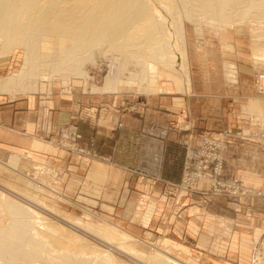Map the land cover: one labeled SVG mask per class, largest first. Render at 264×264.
I'll return each instance as SVG.
<instances>
[{
  "label": "rangeland",
  "instance_id": "1",
  "mask_svg": "<svg viewBox=\"0 0 264 264\" xmlns=\"http://www.w3.org/2000/svg\"><path fill=\"white\" fill-rule=\"evenodd\" d=\"M149 1L151 4H148ZM175 1L146 0L155 15L159 14L161 18L166 19L164 31L168 40L173 41L172 47L176 45V41L181 39L180 41L184 45L183 48L185 47L184 64H182L183 60L180 59L179 63L176 61L171 66V62H173L172 56H169L171 49L169 51L167 48L169 53L166 52L165 61H169L170 66L163 61H159V57H153L156 69L152 73L149 71L140 72L139 65L143 64L141 60H149L150 55H144L140 60L136 57L132 60H125L120 56L121 52L117 51L120 54L118 55L115 50L107 51L109 49L105 46L104 53L101 56L98 54V50H94L97 54L94 52L93 64L91 61H86L83 74L63 76L58 73L51 74L49 70H44L45 68L41 67L38 70L39 75L36 77V89L33 91L17 92L15 90L13 97H9V93H0V101L34 94H42L45 98H50L58 93L63 97H61L62 106L67 105L69 102L78 106L76 108L77 114H75L77 119L73 121V127L76 126L77 129L75 133L71 128L67 133V138L59 140L51 137L33 136L32 141L38 138L48 143L49 155L42 156L28 153L29 146L23 148L22 151L15 150L12 146L11 148L0 146V196H2L0 205L2 198H9L23 208L32 210L33 213L31 214L38 216L39 222L48 223L57 233V236L53 234L50 236L58 238L59 242L53 239L50 241L51 243H48L49 246L47 245V249L50 248L47 252L48 257H52L48 260H53L48 262L46 259L45 262H37V264L47 262V264L50 262L51 264H61L59 263V254L69 250L73 252L85 251L86 253L81 258L86 261L89 259V263L93 258L97 259L99 257L100 259L97 260H104L105 262L111 259L110 264H155L157 258H162L164 254H167L182 264H264V233L259 230L256 236L254 235L251 239V242L247 243V251L246 249L240 251L235 248L234 240L228 241V232H224L228 227L227 225L221 226L224 229L223 232L221 231L222 235L219 236V232L216 233L215 229H211L208 221L186 225L183 222L185 220L179 217L176 220L177 222L173 224V228H175L173 232L172 229L169 230V224L167 223L174 202L181 195L191 198V201L193 198L203 199L201 201L205 200L206 203L203 204L208 212L232 218L241 224L250 226L257 219L264 218V208H261L264 205V192L248 184L243 176L244 179L241 177L227 179L224 171L227 154H229L228 150L232 145L238 144L240 149V144L244 142H257L259 144L263 140L261 137L264 138V110L261 111L259 107L262 106L264 109V101L261 98H250L247 103L242 104V111L248 112L249 116L247 122L241 126L231 127L232 129L218 127L217 129L200 132L199 142L185 146L182 158L180 159L179 154V158L174 160L175 164L170 166L173 176L164 182V185L168 188H162L161 192H158L160 188L155 185V190L159 193L155 195L148 194L146 189L131 191V184L128 182V176L125 173L124 179L128 192L124 198L122 194L118 196L117 192L102 188L106 180V169L111 163H107L108 160L106 161L96 155V160L94 159L92 162L93 170L89 169V167L81 164L83 155L81 156L79 153L87 154L89 162H91L92 158L90 156L92 155L72 144L75 139L84 138L81 127L84 123L86 125L88 123V121L83 120L85 117L87 119L88 116L85 115L82 106L87 107L88 110H90L89 107L105 108V105L101 106L100 103H111L112 100L109 99L116 96L118 100L124 101L126 116L129 115L128 118L131 119L133 110L130 107L134 102H145L154 95L167 96L165 99L166 104H179L180 99H172L170 103L169 97H180L186 91L190 92L189 73L192 70L188 68L187 43L189 46H193L194 40L201 44L209 42L216 45L211 54L215 64L216 78H219L215 82L217 86L216 94H222L224 90L222 80H220L222 77L219 63L225 57L219 55L218 46H220L226 54L230 52L231 55L237 57L238 62L242 63L241 68L247 72V80L240 82L243 86L242 89L247 93L257 91L259 93L256 95L264 98L261 85L257 80L258 73L264 71V31H262L264 30V18L258 19L257 14L252 12V18L245 22L236 20L235 15H233L231 22H223L208 17L209 14L202 15L198 12L195 14L197 10L194 9L195 7L192 9L193 5L189 6L192 4L191 2L189 4L183 2V0ZM190 9L194 12L192 17L185 15ZM259 26L261 27L259 28ZM259 33L262 34L259 36L261 38L255 36ZM141 44H143V40H141ZM160 46L163 47L162 44ZM53 49V40L45 38L38 43L39 55L54 52ZM129 50L136 51L137 47L134 48L133 46ZM190 52H193L192 48H190ZM255 52L260 54L256 55ZM23 53L24 50L21 47L9 50L0 44V80H5L19 71L23 65ZM117 63L118 65H116ZM179 69L186 70L189 76V85L186 87H184ZM236 69L235 64L231 62L224 65V77L228 86L226 88L233 89L231 85H233L232 82L237 74L238 69ZM130 71L137 74H131ZM183 71L180 73H184ZM105 77L109 79L117 78L119 85L116 91H102L99 88ZM127 79L131 80L133 84L124 85L123 81ZM215 99L213 105L201 103V107L199 105L198 108L206 112L221 111V108L224 107L223 99ZM231 102L237 108V104L239 102L243 103L245 100L235 98ZM252 103L258 106L255 110H252L251 107L248 108ZM63 108L70 109L68 106ZM91 110L97 112L93 108ZM108 111L109 108L106 107L104 118L108 116ZM97 117L99 116H95V118ZM167 120L175 135L190 128L186 123L188 119L183 118L180 113ZM121 122V120L117 122L116 128L118 130L124 127V124L123 127H120ZM89 130L88 133H92L89 142L95 145L98 141L95 130ZM85 136L89 137L88 134ZM204 137H209L215 142L216 146H212L211 149H202L201 142ZM0 143L7 144L1 140ZM124 146L128 153L124 154L123 160L111 162L126 167H135L139 164V161L134 160L138 146L135 149H133L132 144L131 146H126V144ZM209 153L212 157L214 155L220 156L221 175H216L217 160L215 158L210 157L211 159L208 162L205 161ZM50 155L53 156L54 161L49 158ZM193 158L196 159L195 162L191 161ZM140 162L146 165L150 160L142 158ZM257 163L259 166L260 162L257 161ZM76 166L77 168H75ZM109 168L111 169V166ZM66 171L78 174L82 178L70 176L64 173ZM186 173L188 175H185ZM153 177L148 178L152 181L150 183L154 181L157 184L159 180H155L156 178ZM148 182H145V184H148ZM141 196L165 198V205L161 208L155 202L149 200L146 202L137 200L136 203L129 201V199L136 200ZM189 202L190 200L184 206L180 204L178 215L182 212L186 214L188 210H191V212L194 210L193 212L198 214L199 209L191 208L195 205L190 206ZM221 202H225V208L218 206ZM199 208L203 209L202 207ZM3 211L0 210V225L5 226L9 223L10 218L9 214ZM159 213L161 215L157 219ZM37 226L38 228L42 227L39 230L42 234H46L44 225ZM181 232H183V235ZM239 252L243 253L241 257H238Z\"/></svg>",
  "mask_w": 264,
  "mask_h": 264
},
{
  "label": "crops",
  "instance_id": "2",
  "mask_svg": "<svg viewBox=\"0 0 264 264\" xmlns=\"http://www.w3.org/2000/svg\"><path fill=\"white\" fill-rule=\"evenodd\" d=\"M193 44V46H189L187 43L188 68L193 71L189 73L190 92L186 91L180 97H169L170 103L172 99H180L179 104H166L165 99L167 96L154 95L145 102H134L130 107L133 110L131 119L128 118L129 115L126 116L124 101L118 100L116 96L113 99H109L112 100L111 103H100L101 106L105 105V108H109L107 112L108 116L105 118L104 107L100 109L89 107L90 110H88L87 107L82 106V110L88 116L87 119H85L86 117L83 118L84 121H88L87 125L84 123L81 127L83 137H86V139H75V142L72 144L92 155L90 157L93 160L91 159V162H89L87 154L79 153L81 156L83 155L81 157V164L89 167V169L93 170L92 162L96 158V155H99V157L104 158L106 161L108 160L107 163H111H109L111 169L109 165L106 169V180L102 188H108L113 192H117L118 196L122 194L124 198L128 192L124 179L125 173L128 176V182L131 184V191H143V189H146L148 194H159L158 192H161L162 188H168V186L164 185V182L173 176L170 166L175 164L174 160L179 158V154L180 159L182 158L185 146L199 142L200 132H203V130L217 129L218 127H228L229 129L235 126L239 127L247 122L249 116L248 112L242 111V104L247 103L250 98L255 97L264 100V98L256 95L259 92L251 91L247 93L242 89L243 86L240 82L242 83L247 80V72L241 68L242 63L238 62L237 57L231 55L230 52L226 54L220 46H218L219 55L225 57L219 63L222 77L220 80H222V88L224 90L222 94H216L217 86L215 82L219 78H216L215 64L213 63V56H211L216 45L209 42H203L201 44L196 40H194ZM190 48L193 49V52H190ZM228 62L235 64L238 69H236L237 74L235 80L232 82L233 85H231L233 89L226 88L227 80L224 77V65ZM61 97L58 93L52 95L50 98H45L42 94H34L0 101V140L7 143H0V146H6L7 148H11L12 146L13 149H18V151H22L23 148L29 146L28 153H35L42 156L49 155L48 143L38 138L32 141L33 136L51 137L59 140L67 138L69 129L73 128L74 133L77 130L76 126L73 127V121L77 119L75 114H77L76 108L78 106L71 102L62 106L61 102L63 101ZM215 98L223 99L224 107L221 108V111L206 112L198 108L201 103H210L213 105L216 100ZM235 98L244 99L245 102H239L236 108L234 104H231L233 103L231 101H234ZM65 106L70 107V109L63 108ZM91 108L97 110V112H92ZM177 113H180L183 118L188 119L186 123L190 128L175 135L172 128L168 125L169 122L167 119H170ZM95 116L99 117L95 118ZM119 120L122 121L120 127H123L124 124V127L120 130L116 128ZM89 129L92 131L95 130L94 132L98 138L95 145L89 142L90 135H92V133H88L90 132ZM86 134L89 137L85 136ZM261 139L263 140L259 144L257 142H244L240 144V149L238 144L232 145L228 150L229 154H227V163L224 171L227 179L238 177L242 179L246 178L248 184L264 192V138L261 137ZM125 144L126 146H131L132 144L133 149L138 146V149L135 151L136 155L134 156V160L139 161V164L135 165V167H126L111 162L114 160H123L125 157L124 154L128 153L125 150ZM179 150L180 152H178ZM49 158L54 161L52 155ZM142 158H147L150 162L144 165L140 162ZM191 161L195 162L196 159L193 158ZM257 161L260 162L259 166ZM108 169L110 170L108 171ZM64 173L73 177L82 178V176L70 171ZM152 177L156 178L155 180H159V182L157 184L154 181L150 183L151 180L148 178ZM145 182H148V184H145ZM155 185L160 188L158 192L155 190ZM145 186L146 188H144ZM194 199L191 201V198L182 195L177 197L169 216V221H167L169 230L172 229V232L175 231L173 224L177 222L176 220L179 217L185 220L183 222L186 225L208 221V225L211 229H215L214 231L216 233L219 232V236L222 235L221 231L223 232L224 229L221 226L227 225L228 227L224 232H228V241L231 239L232 241L234 240L235 248L240 251H244V249L247 251V243L251 242V239L254 235L256 236L258 230L264 233V218L257 219L250 226L241 224L232 218L208 212L205 209V200ZM137 200H144V202L148 200L150 202L153 201L161 208L165 205V198L163 199L161 197L146 198L141 196L136 200L129 199L133 203H136L135 201ZM189 200L190 206L195 205L191 208L199 209L198 214L194 213V210L192 212L188 210L186 214L182 212L180 214L181 216L178 215L180 204L184 206L188 204L187 202ZM218 206L220 208L226 207L225 202H221ZM261 208L263 209L264 205ZM160 215L159 213L157 219H159ZM212 225L216 228L214 226L212 227ZM181 233L183 235V232ZM242 254L239 252L238 257H241Z\"/></svg>",
  "mask_w": 264,
  "mask_h": 264
},
{
  "label": "bare ground",
  "instance_id": "3",
  "mask_svg": "<svg viewBox=\"0 0 264 264\" xmlns=\"http://www.w3.org/2000/svg\"><path fill=\"white\" fill-rule=\"evenodd\" d=\"M183 2H191L189 6L193 5L192 9L195 7L194 9L197 10L195 14L196 12L202 15L209 14L208 17L223 22H231L233 15L236 20L245 22L252 18V12L257 14L258 19L264 18V0H183ZM147 3L146 0H0V44L9 50L16 47L24 50L22 67L11 77L0 80V93H9V97H13L15 90L17 92L33 91L36 89V77L41 67L49 70L51 74L58 73L63 76L83 74L84 63L86 61L92 63L95 59L96 51L94 50H98L101 56L105 46L109 49L107 51L121 52V55L118 52L117 54L125 60H132L134 57L140 60L142 56L150 55L149 60H141L143 64L139 65L140 72L152 73L156 69L153 60L157 57L159 61L170 66L169 61H165L166 52L169 53L170 49L169 56L173 59L171 66L176 61L179 63L180 59L184 64L185 47L183 48L181 39L172 47L173 41L168 40L164 31L166 19L161 18L159 14L155 15L151 6L148 5L151 2ZM181 5L183 6L182 2ZM190 10L185 15L192 17L194 12ZM261 25H263L262 22ZM261 35L259 33L255 36ZM45 38L53 40L54 52L39 55L38 43ZM161 44L163 47L160 46ZM133 46L137 47L136 51L129 50ZM181 71L183 70L179 69L186 87L189 85V76L186 70L183 71L184 73H180ZM129 79L123 81V84H133ZM118 85L117 78L105 77L99 88L102 91H116ZM250 107L255 110L258 106L252 103L248 108ZM259 109L264 110L262 106ZM0 210L6 211L10 218L7 225H0V264H37L52 258L47 254L50 249H47L48 243H51L53 239L59 242L58 238L54 237L57 236L54 228L46 222H39V217L31 214L32 210L23 208L9 198L1 199ZM37 225H44L46 234H42L39 231L42 227L38 228ZM51 234L54 236L51 237ZM85 253V251L70 250L64 251L63 254L58 253L59 263L88 264L89 259L86 261L81 258ZM97 259L91 258L92 261H90L93 264L111 263V259L108 262ZM155 261V264H182L167 254Z\"/></svg>",
  "mask_w": 264,
  "mask_h": 264
},
{
  "label": "built area",
  "instance_id": "4",
  "mask_svg": "<svg viewBox=\"0 0 264 264\" xmlns=\"http://www.w3.org/2000/svg\"><path fill=\"white\" fill-rule=\"evenodd\" d=\"M257 80L259 81V83H260V85H261V89H262V92L264 93V71H261V72H259L258 73V75H257ZM119 125H121V124H119ZM212 146H216L215 145V142L213 141V140H211L209 137H204L203 139H202V142H201V147H202V149H211L212 148ZM201 152V151H200ZM213 159V158H215L216 160H217V169H216V175L218 176V175H221L220 174V169H221V158H220V156L219 155H214L213 157L211 156V154L209 153L208 155H207V159H205V161L206 162H208L209 161V159H211V158ZM185 175H188V173H186ZM215 181H216V178L214 179Z\"/></svg>",
  "mask_w": 264,
  "mask_h": 264
}]
</instances>
